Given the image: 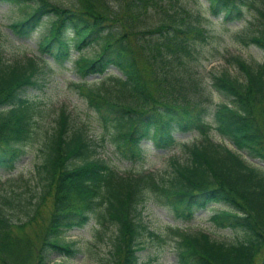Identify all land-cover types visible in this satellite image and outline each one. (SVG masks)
I'll list each match as a JSON object with an SVG mask.
<instances>
[{
	"label": "trees",
	"instance_id": "16d2710c",
	"mask_svg": "<svg viewBox=\"0 0 264 264\" xmlns=\"http://www.w3.org/2000/svg\"><path fill=\"white\" fill-rule=\"evenodd\" d=\"M160 1L69 0L61 5L0 0L28 9L8 27L16 39H31L44 27L36 58L6 65L0 57L1 171L15 169L20 147L37 122L39 109L27 89H41L44 67L70 63L73 51L80 80L73 87L116 160L141 165L146 142L160 151L177 149L185 157L170 162L166 177L158 171L121 175L110 162L95 158L87 119L61 108L40 149L35 176L41 191L25 211L26 221L13 223L0 206V264H51L52 255L73 256L74 243L64 235L90 219L111 234L109 264H139L144 233L156 236L141 221L142 205L150 196L183 223L210 205H222L225 209L208 222L236 234L233 242H222L204 233H178L177 264H264V167L241 154L264 166V0H204L215 24L231 32L232 43L255 47L262 63L226 57V49L211 42L214 37L199 27L197 17L176 3L164 6ZM235 23L239 26L232 30ZM85 51L92 54L85 56ZM216 59L233 64L240 77L224 72L205 84L190 68L193 61ZM110 68L119 75L109 73ZM212 132L232 148L213 142ZM192 133L198 140L191 144L175 138ZM11 196L0 195V200L11 206ZM48 199L51 210L35 244L25 228Z\"/></svg>",
	"mask_w": 264,
	"mask_h": 264
},
{
	"label": "rangeland",
	"instance_id": "374dc122",
	"mask_svg": "<svg viewBox=\"0 0 264 264\" xmlns=\"http://www.w3.org/2000/svg\"><path fill=\"white\" fill-rule=\"evenodd\" d=\"M51 1L61 5L69 4V0ZM160 3L164 6L169 5V3L173 6L176 3L178 6L189 11L194 17H197L199 27L206 29L214 37V39H211V42H220L221 48L224 47L226 49L228 52L226 57L239 56L247 63L263 62L261 52L255 47L240 48L232 43L231 32L221 31L215 24V19L206 11L204 0H161ZM27 11V8L18 9L8 4H0V57L1 61L6 65L16 61L23 62L27 58L37 57V45L44 32V27L39 32L33 34L31 39L25 41L13 37L8 28L11 23L22 19ZM193 20L196 19L193 18ZM237 26H239L238 23L233 24L231 26L232 30ZM84 54L85 56H89L92 54V51H85ZM77 55L78 53L73 51L71 62L61 67L52 65L50 70L44 67L45 83H43V87L41 89H27V96L36 100L37 108L39 109V114L36 116L37 122L33 128L31 138L20 147L22 155L16 163L15 169L11 172L0 170V195L8 197L12 195L11 197L15 198L11 206L0 200V206L5 215L13 223L21 224L26 221L25 211L32 209L36 198L40 194V181L35 176L36 167L42 160L40 149L43 147L46 132L54 128V123L61 108L70 115L80 114L84 121L87 119L89 127L88 135L95 145V158L110 162L112 168L121 175L158 171L166 177L171 172L170 162L173 159H177L180 162L184 161V155L178 152L177 149L160 151L154 149L147 142L143 145L146 155L141 165L131 166L116 160L112 154V147L102 140L105 137L103 131L97 125L95 118L91 116L85 101L79 97L73 87L74 83L80 82L79 75L73 67V61ZM190 68L193 72L197 73L196 77L205 84H209L207 82L211 76H218L224 72L228 73L231 77H240L234 65L222 59L202 61L200 64L197 61H193ZM109 73L119 75L114 68H110ZM96 78H89L88 81L93 82ZM212 100L215 103L220 101L214 92ZM175 138L178 143L187 144L198 140L195 133L176 134ZM211 139L215 143L232 148L230 142L216 132L211 133ZM241 154L245 161L264 167L259 161L249 159L243 153ZM149 198L142 205L141 221L146 226L147 231L153 232L156 236L149 237L147 233H144V249L137 254L139 264H177L178 233L190 235L204 233L208 234L212 239L222 242H233L236 238L235 233L229 230L215 229L208 222L209 217L213 213L225 209L222 205H210L207 209L198 212L190 223H183L174 220L165 208L156 205L151 196ZM50 210L51 199H48L40 208L36 220L31 226L25 228L26 234L35 244L37 243L35 235L38 233V229L46 224ZM14 232L20 234L16 229H14ZM110 235V232L105 231L95 224L94 220L90 219L83 227L71 229L64 235L66 241L74 243L75 254L70 257L58 254L52 255L50 261L57 264H109L107 242Z\"/></svg>",
	"mask_w": 264,
	"mask_h": 264
}]
</instances>
